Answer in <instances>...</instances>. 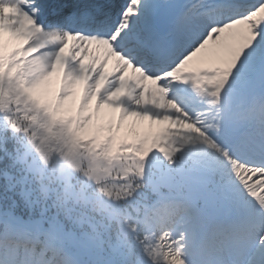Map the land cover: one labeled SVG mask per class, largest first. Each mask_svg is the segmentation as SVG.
I'll return each mask as SVG.
<instances>
[{"label":"snow or ice","instance_id":"6c2138e0","mask_svg":"<svg viewBox=\"0 0 264 264\" xmlns=\"http://www.w3.org/2000/svg\"><path fill=\"white\" fill-rule=\"evenodd\" d=\"M0 264H264V0H0Z\"/></svg>","mask_w":264,"mask_h":264},{"label":"rangeland","instance_id":"374dc122","mask_svg":"<svg viewBox=\"0 0 264 264\" xmlns=\"http://www.w3.org/2000/svg\"><path fill=\"white\" fill-rule=\"evenodd\" d=\"M170 95L176 97L178 102H180L182 105H183V103H182L183 99L182 98L190 101L191 106H189V104H188L185 108L188 109L189 111H191V109L193 107V93L189 90V88L187 86H178V87L174 88L173 91L170 93ZM237 218L243 219L244 213L240 212L239 215L237 216V214L235 212H233L229 215H226V216L222 215L221 217H219V219L225 224L231 223V222H233V220H235ZM190 258H192V257L190 256Z\"/></svg>","mask_w":264,"mask_h":264},{"label":"clouds","instance_id":"9594fccd","mask_svg":"<svg viewBox=\"0 0 264 264\" xmlns=\"http://www.w3.org/2000/svg\"><path fill=\"white\" fill-rule=\"evenodd\" d=\"M98 228H99V230H100L102 233L106 232V228H105L103 222H101V223L98 224Z\"/></svg>","mask_w":264,"mask_h":264}]
</instances>
